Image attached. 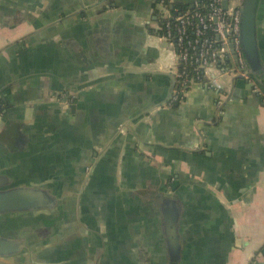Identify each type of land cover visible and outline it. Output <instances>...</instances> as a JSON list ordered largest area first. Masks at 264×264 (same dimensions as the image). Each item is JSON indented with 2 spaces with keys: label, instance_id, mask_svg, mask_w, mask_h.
Segmentation results:
<instances>
[{
  "label": "crops",
  "instance_id": "1",
  "mask_svg": "<svg viewBox=\"0 0 264 264\" xmlns=\"http://www.w3.org/2000/svg\"><path fill=\"white\" fill-rule=\"evenodd\" d=\"M168 11L0 0V190L57 198L0 214V264H264V0L258 72L226 56L178 104Z\"/></svg>",
  "mask_w": 264,
  "mask_h": 264
},
{
  "label": "built area",
  "instance_id": "2",
  "mask_svg": "<svg viewBox=\"0 0 264 264\" xmlns=\"http://www.w3.org/2000/svg\"><path fill=\"white\" fill-rule=\"evenodd\" d=\"M225 1H228L227 8L224 7ZM239 2L196 0L191 9L177 13L168 11L162 17L159 30L174 47L177 58V87L171 96V104L181 102L192 84L209 77L210 70L230 54L239 59L241 69L237 74L250 77L240 45ZM213 82L216 83L215 78Z\"/></svg>",
  "mask_w": 264,
  "mask_h": 264
},
{
  "label": "water",
  "instance_id": "3",
  "mask_svg": "<svg viewBox=\"0 0 264 264\" xmlns=\"http://www.w3.org/2000/svg\"><path fill=\"white\" fill-rule=\"evenodd\" d=\"M261 1L262 0H240L239 2V7L241 9L240 45L248 76L255 75L258 72L260 64L258 50V10ZM165 6L167 5L165 4ZM168 6L171 10L174 9V4ZM224 7H228V1L224 2ZM228 58L233 60V70L239 71L241 66L237 55L232 56L230 54ZM238 76L243 75L238 74ZM56 203L57 198L45 187L17 186L0 190V214L11 211L35 210L43 207L53 209ZM170 222L173 226L171 240L174 242L177 241L174 218H171ZM14 243L15 242L12 240L0 235V255L14 254L15 250L11 249Z\"/></svg>",
  "mask_w": 264,
  "mask_h": 264
},
{
  "label": "flooded vegetation",
  "instance_id": "4",
  "mask_svg": "<svg viewBox=\"0 0 264 264\" xmlns=\"http://www.w3.org/2000/svg\"><path fill=\"white\" fill-rule=\"evenodd\" d=\"M44 187L51 192V190L48 187H46V186H44ZM51 194H52V192H51ZM56 206H57V203L55 204V207L53 209L49 208V207L39 208L40 210H44L43 216H44L45 221L55 220V216H56V213H57L56 212ZM29 211H31V210L23 211V212H29Z\"/></svg>",
  "mask_w": 264,
  "mask_h": 264
},
{
  "label": "trees",
  "instance_id": "5",
  "mask_svg": "<svg viewBox=\"0 0 264 264\" xmlns=\"http://www.w3.org/2000/svg\"><path fill=\"white\" fill-rule=\"evenodd\" d=\"M164 1V3L166 4V5H170V2H169V0H163ZM203 2L204 1H206V0H202ZM181 7V9H178V11H175V9H173L172 10V12L173 13H177V12H181V11H185V10H188V9H191L192 7H190L189 5L188 6H184V7H182V5L180 6Z\"/></svg>",
  "mask_w": 264,
  "mask_h": 264
}]
</instances>
